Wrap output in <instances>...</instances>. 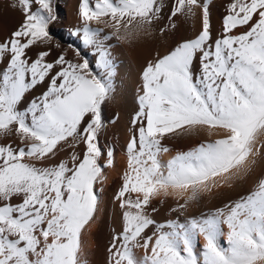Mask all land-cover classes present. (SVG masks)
<instances>
[{"label":"snow or ice","instance_id":"1","mask_svg":"<svg viewBox=\"0 0 264 264\" xmlns=\"http://www.w3.org/2000/svg\"><path fill=\"white\" fill-rule=\"evenodd\" d=\"M9 6L23 19L0 40V264H85L82 237L115 160L100 146L116 92L111 41H167L197 19L194 37L157 51L141 71L107 264H264V171L239 197L189 212L264 162V0H227L216 35L210 0H81L69 35L94 65L72 44L74 57L54 52L56 0ZM202 133L207 141L162 161L166 137ZM169 200L170 216L158 219Z\"/></svg>","mask_w":264,"mask_h":264},{"label":"bare ground","instance_id":"2","mask_svg":"<svg viewBox=\"0 0 264 264\" xmlns=\"http://www.w3.org/2000/svg\"><path fill=\"white\" fill-rule=\"evenodd\" d=\"M81 0H56L58 6L59 19L50 25V32L54 36V43L59 42L61 49H54V52L65 50L69 57H74L73 49L68 48V44L73 47H79L82 54L86 55L93 63L95 57L91 51L85 49L82 43L75 37L70 36V30L77 28L81 21L78 15V7ZM12 0H0V40L7 37L22 21L23 17L19 11H14L9 5ZM227 0H210L211 23L213 34L216 35L222 24V18L225 14L224 5ZM167 13V9H165ZM94 27L96 25H93ZM199 29V20H182L179 24V30L174 36H170L167 41L158 39H140L134 43L121 42L113 39L111 41L113 48V58L117 67V76L115 78L116 92L115 99L104 106L105 129L100 135V146L106 152L111 148L114 151V167L106 169L107 180L102 186L101 206L99 215L92 227L83 234L81 259L85 264H107V248L111 239L113 229H120L119 208L113 202V197L122 184V176L127 168L126 145L129 138L128 121L131 114L137 107V89L140 86V75L146 62L151 59L157 51L164 54L166 46L174 41L184 38L194 37ZM105 31H110L105 29ZM43 86L26 94L24 102L20 105L23 109L29 100L44 91ZM118 115L119 119L115 124L110 123L109 119ZM209 139L206 134L200 135H180L172 134L166 137L162 143L170 149L168 153L161 156L163 162H167L177 153L188 152L200 143ZM264 171V162L257 168L252 178L246 183L239 185L235 189L228 191L223 196L215 198H205L200 205H194L189 209L191 214H198L200 211L218 205L226 199H235L251 188L256 176ZM173 202L169 200L162 207V212L157 218L163 220L170 216V213L163 210L168 204ZM203 245V240H200ZM142 250H137V255L143 256Z\"/></svg>","mask_w":264,"mask_h":264}]
</instances>
